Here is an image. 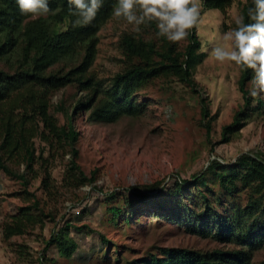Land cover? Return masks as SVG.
<instances>
[{
  "label": "trees",
  "instance_id": "trees-1",
  "mask_svg": "<svg viewBox=\"0 0 264 264\" xmlns=\"http://www.w3.org/2000/svg\"><path fill=\"white\" fill-rule=\"evenodd\" d=\"M236 2L202 0L205 9L222 13L223 29L227 28L229 11ZM114 3L115 0H103V7L91 24L73 27L75 18L69 13L67 0H49L50 7L59 11L37 19L23 16L16 0H0V171L20 182L23 194L15 196L23 195L27 204L3 222L6 241L24 236L37 226L43 228L51 218L29 188L32 182L41 180L44 193L51 195L55 189L51 166L59 158H69L63 179L69 187L79 189L95 182L94 175L88 177L78 163L76 116L84 115L91 123L138 118L143 109L136 96L161 79L197 93L195 72L206 58L197 28L191 30L184 47L182 43L156 38L154 24L142 26L140 33L129 28L118 41L120 70L106 80L92 72L98 55V34L112 19ZM251 6V0L240 3V15L246 23L250 22L247 9ZM252 76L251 70H239L237 86L244 104L235 112L232 123L223 127L222 143L231 142L251 121L264 116L263 95L253 99L248 92ZM68 86L76 87L84 96L71 107L59 108L66 120L62 125L51 112L52 102L55 93ZM205 102L201 97V116L208 120L206 127L210 132L215 117L210 116ZM161 185L145 186L136 195L140 201L156 194L169 195L171 190ZM175 185L173 194L190 198L194 188L199 194L194 208L186 207L179 217L187 231L232 247L207 251L165 247L159 248L158 254L129 264H254L256 253L264 249V155L245 153L233 163L211 160L206 170L193 175L191 181L179 179ZM114 196L112 193L110 198ZM109 211L112 222L122 215L120 207ZM134 217L124 222L129 223ZM73 229L96 232L86 225L67 223L53 232L47 248L55 246L60 256L71 259L79 248L72 237ZM101 238L110 244L104 235ZM259 264H264V260Z\"/></svg>",
  "mask_w": 264,
  "mask_h": 264
},
{
  "label": "rangeland",
  "instance_id": "rangeland-1",
  "mask_svg": "<svg viewBox=\"0 0 264 264\" xmlns=\"http://www.w3.org/2000/svg\"><path fill=\"white\" fill-rule=\"evenodd\" d=\"M236 1L224 29L222 13L205 9L202 4V23L197 33L206 58L195 72L197 93L172 80L161 79L136 96L143 109L138 118L124 117L113 123H91L84 115L74 118L79 133L78 163L88 177L94 175L95 182L79 189L69 187L63 180L69 158L56 160L51 166L55 187L52 194L44 193L41 180L32 182L29 188L40 199L45 212L52 215L43 228L37 226L24 236L4 240L3 222L27 204L23 195L15 196L23 194L20 182L0 171V264H129L158 254L159 248L165 247L202 251L232 247L194 235L181 222V212L186 207L194 208L199 200L196 188L190 198L173 193L177 190L176 181H191L193 175L206 170L211 160L233 163L245 153L264 155V116L251 121L231 142H221L223 127L232 123L244 102L237 86L239 69L228 62L209 59V53L220 37L235 27L244 0ZM129 28L112 18L99 32L98 55L92 67L98 78L109 79L120 70L118 41ZM186 45L187 40L182 42L183 47ZM83 96L74 86L58 91L53 97L52 114L65 124L59 108L71 107ZM201 97L210 116L215 117L210 132L206 127L208 120L201 116ZM157 183L171 193L152 195L145 201L138 199L137 192ZM112 193L114 198H110ZM113 207L122 209L115 222L111 221L109 211ZM131 214L135 217L124 222ZM67 223L86 225L96 231L90 234L87 230H72L79 248L71 259L60 256L55 246L47 248L53 232ZM101 235L110 244L104 243ZM263 260L264 249L256 253L253 263Z\"/></svg>",
  "mask_w": 264,
  "mask_h": 264
},
{
  "label": "clouds",
  "instance_id": "clouds-1",
  "mask_svg": "<svg viewBox=\"0 0 264 264\" xmlns=\"http://www.w3.org/2000/svg\"><path fill=\"white\" fill-rule=\"evenodd\" d=\"M251 3L247 9L250 22L246 23L243 15L237 16L235 27L220 37L209 59L228 62L242 71L251 70L248 92L255 99L264 95V0ZM16 4L23 16L32 19L59 11L50 7L49 0H16ZM67 5L75 18L73 27H84L95 20L103 0H67ZM201 8L202 0H115L111 18L122 21L134 33H140L142 26L154 24L156 38L180 44L202 23Z\"/></svg>",
  "mask_w": 264,
  "mask_h": 264
}]
</instances>
